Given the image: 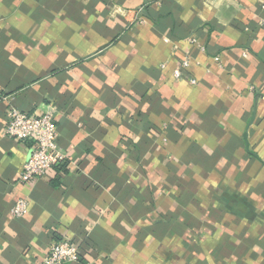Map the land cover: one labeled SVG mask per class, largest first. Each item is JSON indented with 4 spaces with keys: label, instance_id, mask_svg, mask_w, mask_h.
Masks as SVG:
<instances>
[{
    "label": "crops",
    "instance_id": "crops-1",
    "mask_svg": "<svg viewBox=\"0 0 264 264\" xmlns=\"http://www.w3.org/2000/svg\"><path fill=\"white\" fill-rule=\"evenodd\" d=\"M12 109L58 128L30 186ZM61 241L78 264H264V0H0V264Z\"/></svg>",
    "mask_w": 264,
    "mask_h": 264
},
{
    "label": "built area",
    "instance_id": "built-area-1",
    "mask_svg": "<svg viewBox=\"0 0 264 264\" xmlns=\"http://www.w3.org/2000/svg\"><path fill=\"white\" fill-rule=\"evenodd\" d=\"M189 43L201 51L205 50L196 38H190ZM190 65L191 57L185 55L180 67L174 72V77L183 79ZM189 83L196 86L198 81L195 78H189ZM3 133L6 137L31 145L29 157L18 180L20 185L30 186L62 165L64 157L59 149L58 128L52 114L30 115L12 109L8 113V122ZM28 208V200L25 197H19L11 214L15 218H21L28 212ZM80 257V248L77 244L61 241L50 247L43 264H78Z\"/></svg>",
    "mask_w": 264,
    "mask_h": 264
},
{
    "label": "trees",
    "instance_id": "trees-1",
    "mask_svg": "<svg viewBox=\"0 0 264 264\" xmlns=\"http://www.w3.org/2000/svg\"><path fill=\"white\" fill-rule=\"evenodd\" d=\"M60 167H58L57 169H59Z\"/></svg>",
    "mask_w": 264,
    "mask_h": 264
}]
</instances>
